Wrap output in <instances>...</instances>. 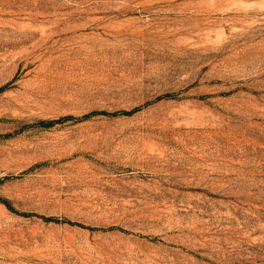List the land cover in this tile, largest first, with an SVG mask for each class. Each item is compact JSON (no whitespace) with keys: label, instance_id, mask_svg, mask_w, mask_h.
<instances>
[{"label":"rangeland","instance_id":"obj_1","mask_svg":"<svg viewBox=\"0 0 264 264\" xmlns=\"http://www.w3.org/2000/svg\"><path fill=\"white\" fill-rule=\"evenodd\" d=\"M0 264H264V0H0Z\"/></svg>","mask_w":264,"mask_h":264}]
</instances>
